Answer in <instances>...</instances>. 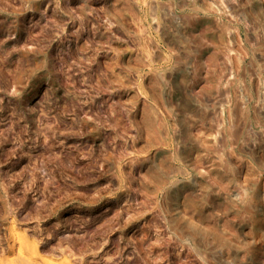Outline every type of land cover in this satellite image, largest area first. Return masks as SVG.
<instances>
[{"label": "rangeland", "instance_id": "1", "mask_svg": "<svg viewBox=\"0 0 264 264\" xmlns=\"http://www.w3.org/2000/svg\"><path fill=\"white\" fill-rule=\"evenodd\" d=\"M0 264H264V0H0Z\"/></svg>", "mask_w": 264, "mask_h": 264}]
</instances>
